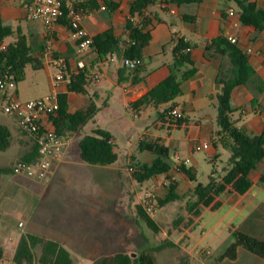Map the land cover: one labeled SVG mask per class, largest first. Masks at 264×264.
<instances>
[{
  "label": "crops",
  "instance_id": "0c3cea01",
  "mask_svg": "<svg viewBox=\"0 0 264 264\" xmlns=\"http://www.w3.org/2000/svg\"><path fill=\"white\" fill-rule=\"evenodd\" d=\"M77 1L83 4L93 2V0ZM106 1L109 4H116V8L110 10L103 0H95V8L84 15L81 20V28L91 38L106 30H112L116 36H125L124 25L128 18L130 3L133 0ZM249 1L254 3L257 8L264 9V0ZM165 2L155 0L143 12L149 21L147 29L150 31L151 38L141 55L140 64L145 73L140 81L134 83L131 81L128 70L124 69L121 52L113 53L114 55L98 60L96 53L90 49L81 57H77L74 52L75 41L64 20L58 21L53 26L52 31L47 33L40 21L30 20L26 17L29 0H0L2 25L10 28V36L14 38L13 42L16 41L18 35L26 38L27 44L32 49L33 57L39 62V68L35 70H45L49 89L51 77L61 66L71 71L76 68L77 62L81 60L84 63V68L89 71L91 81L85 86V93L69 91L63 85L58 87L59 94L66 97L67 112L72 114L81 109H86L92 103L97 108L93 118L80 127L77 132L64 133L62 137L66 146L62 161L54 173L44 179L11 173V168L17 161L30 158L35 153V146L23 133L20 132L19 136L13 135L0 120V126L5 127L10 133V146L4 151H0V247L9 256L13 254L20 237L25 234L59 243L69 251L71 258L72 249L101 250L107 246L110 248L111 244L115 243V231L112 235L111 231H108L107 235L106 231L100 228L101 226L97 232L93 233L57 230L46 221L47 211H41L38 216L35 213L26 216L22 211H8L12 202H15L19 208L26 209L29 201L37 196L39 199L37 205L41 204L43 207L47 203L46 199L50 195H52V199H55L54 195L60 193L64 182L71 178H81L89 182L94 179L107 178L116 183L121 175V168L113 167L114 163L99 166L86 164L80 160L78 143L81 138L77 143V149L69 153L72 136L78 135L86 124L94 121L99 112L97 101L100 95L99 90L94 88L95 81L107 78L116 86V90L120 92L119 104L126 111L132 112L134 119H140L141 114H145L148 109L155 113L154 116L149 117L150 125H148L154 128V134H148V130H145L140 134L139 141L143 139L153 140L161 133L162 138L157 141L169 149V154L171 148L174 154L178 155L180 152L192 154L191 141L209 142V148L213 149L214 157L216 154L218 155V147L214 146L218 131L215 122V96L219 93V86L216 84V78L220 74L229 76L231 65L225 56L217 55L208 59L210 53L208 55L206 47L211 40L217 37L234 36L237 39L235 46L238 49L242 52L246 49L252 50L247 58L253 69V74L245 85L237 86L231 93L230 102L235 110L232 119L236 127L251 135L264 132V29L256 30L251 26L242 24L238 19L237 6L235 2L230 0H202L199 4L184 3L179 5L166 4ZM232 3L234 4L232 5ZM229 9L234 11L233 17L228 16ZM180 38L191 46L189 53L196 72L190 79L181 83V93L172 102L179 107L183 114V122L177 125L167 119L163 120L161 116L164 108L169 107L171 103L158 107L143 104L137 108H131L130 105L140 100L168 76V65L172 60V48L176 40ZM3 40L5 42V38ZM257 50L261 51V55L255 54ZM168 58L170 59L168 60ZM114 63L115 69L111 65ZM0 100L2 99L0 98ZM212 105L213 109L215 108V113L210 110ZM104 107L106 110L109 109V106L105 105ZM8 118L12 120L10 117ZM191 126L196 127V133L189 134L188 129ZM111 143L116 153L113 138H111ZM189 168L193 171L192 167ZM170 174L178 182L180 194L192 188V183L176 168L173 167L168 175ZM262 175H264V157L256 168L249 173L252 184L246 192L238 194L227 189L218 197L220 206L216 210L203 208L198 216L189 214L192 219L193 230L194 228L197 229L200 235V239L195 241L191 248L182 249L189 258L199 260L196 253L201 251L205 262L209 264H230L231 262L233 264H264V259L247 252L241 246L236 249L234 259L221 257L229 246L234 231L254 238H264V182H260ZM151 181H157V179L154 178ZM48 189L51 191L50 194L47 192ZM18 195L21 198L17 199ZM95 196V193L79 190L74 194L72 200L76 209L93 212L100 222V215L103 212L102 202L99 195ZM23 197L25 200L27 199L26 205L23 204ZM204 211L220 212L219 221L229 228L230 240L217 254L208 250L210 244H208V248L198 250L203 238L211 233V229H207L205 223L202 222ZM10 216L17 220L16 225L11 222ZM19 223L22 225L19 226ZM113 226L115 227V222ZM201 231L204 232L203 235L200 234ZM183 236H185L186 245L190 244V239L195 238L192 232H188V228H186L179 236L174 232L169 242L175 247Z\"/></svg>",
  "mask_w": 264,
  "mask_h": 264
},
{
  "label": "trees",
  "instance_id": "16d2710c",
  "mask_svg": "<svg viewBox=\"0 0 264 264\" xmlns=\"http://www.w3.org/2000/svg\"><path fill=\"white\" fill-rule=\"evenodd\" d=\"M166 4H199L202 0H163ZM235 2L238 9L239 21L256 30L264 29V9H259L249 0H230ZM95 0L91 4L78 2L86 13L93 10ZM110 10L116 8V4H109L103 0ZM155 0H133L130 3L128 18L125 21V36H116L112 30H106L92 38L91 49L96 53L97 59L101 60L111 56L113 53L121 52L123 60H140L142 50L150 41V31L147 29L149 21L143 15L144 10L152 5ZM11 35L9 27L3 26L0 21V39ZM191 46L183 39H177L172 48V60L168 65L169 74L158 85L152 88L140 100L132 103L131 108L148 104L158 107L163 104L171 103L164 108L161 113L162 119H167L173 124H180L183 119L170 117L169 111L175 106L173 100L181 93V83L194 76L196 70L191 59L189 49ZM208 59L214 56H225L231 65L229 76L218 75L216 84L219 86V93L215 96L216 118L218 128L214 146L221 147L229 151L228 158L222 171L213 169L208 176L206 184H194L185 193L178 192V182L169 177L168 173L173 168L174 161L170 158L169 149L158 141L143 139L139 141V149L154 156L150 163H137L132 169L134 180L142 184L154 178L164 177L166 182L162 183L161 191L156 198L158 208L176 201H184L186 211L192 216H198L201 209L209 208L214 211L220 206L218 197L225 190L229 189L238 194L246 192L252 182L249 173L256 168L264 157V132L251 135L245 130L235 126L232 119L234 109L231 106V93L237 86L245 85L253 74V69L248 62L247 55L231 44L224 37H217L206 47ZM31 65L34 69L39 68V62L33 57L32 49L27 44L26 38L18 35L15 42L7 46L6 51L0 54V77H11L15 85L22 82L25 77V68ZM124 66V65H123ZM128 74L132 82L140 81L145 70L141 64L129 69ZM122 80L121 77H119ZM91 81V76L86 68L80 69L74 75L69 91L85 93V86ZM0 98H3L0 93ZM97 108L92 103L86 109H81L72 114L67 112L66 97L59 95V109L53 124L56 133L61 137L65 132H77L86 122L91 120L96 114ZM111 134L102 129H95L91 134L84 135L78 143V154L82 162L90 165L107 166L117 161V154L113 150ZM32 142V141H31ZM35 153L23 161L32 162L38 157V147L34 142ZM10 146V133L0 126V151L6 150ZM216 154L213 158L216 159ZM177 171L183 174L189 182L194 181V173L189 167L179 165ZM260 182H264V175ZM136 213L146 226L154 233L159 232L158 225L148 217L139 205H136ZM181 218L174 222L177 226ZM231 242L224 251L222 258H235L236 249L242 247L247 252L264 259V238H254L238 231H234ZM164 246L173 247L174 245L166 241L159 248ZM39 248V254L36 249ZM137 258L117 252L113 255L103 257L98 264H139ZM0 264H74L67 249L59 243L42 239L37 236L22 235L11 256L6 254L0 247Z\"/></svg>",
  "mask_w": 264,
  "mask_h": 264
},
{
  "label": "rangeland",
  "instance_id": "374dc122",
  "mask_svg": "<svg viewBox=\"0 0 264 264\" xmlns=\"http://www.w3.org/2000/svg\"><path fill=\"white\" fill-rule=\"evenodd\" d=\"M13 40L12 36L5 37L6 44L13 42ZM114 58L116 59V56ZM111 65L115 69V63ZM47 80L48 77L45 70H35L31 65H27L25 79L4 93L7 98H17L21 102L38 99L41 98V95L43 96L50 92ZM94 88L99 90L100 98L97 101L99 112L94 121L86 124L78 135L72 136L69 153L77 149V143L80 138L86 134H91L93 130L102 129L109 132L114 140L118 157L113 167L121 168V175L116 183L112 179L107 178L94 179L91 182L81 178H71L64 182L62 191L54 195L55 199L51 198L52 195L46 199L47 203L43 207L41 204L37 205L39 200L37 196L29 201L26 209L19 208L15 202H12L11 206L8 207V211H22L26 216L31 213H35L38 216L41 211H47L46 221L57 230L93 233L97 232L101 226L100 228L106 231L107 235L108 231H111V235L115 231V243L111 244L110 248L107 246L101 250L72 249L74 264H98L103 256H109L117 252H123L132 258H137L142 264H209L205 262L201 251L196 253L199 258V260H196L189 258L185 251L182 250L191 248L193 243L200 239L198 230L195 228L193 230L192 228V219L186 211L184 201L172 202L158 208L152 218L159 227L158 233H154L149 229L136 213L135 207L138 205L139 195L146 191L158 195L161 191L162 183L166 182L164 176L156 178L157 181L139 184L134 180L129 169L130 166L135 167L137 163H150L154 158L153 155L139 149V137L145 130H148V134H154V128L148 125H150L149 117L154 116L155 113L148 109L145 114H141L140 119H134L133 113L126 111L119 104L120 92L116 90V86L107 78L95 81ZM2 104L3 101L0 100V108ZM105 105L109 106V109L106 110ZM210 110L215 113L213 105L210 106ZM0 120L13 135H20L21 131L17 128L15 122L10 120L1 110ZM217 153L218 157L216 159L213 158V149L211 147L206 150L195 151L192 154L179 153L181 157H188L190 160L189 167H192L194 171L192 185L197 183L206 184L208 176L213 169L219 172L222 171L230 157V153L221 147L217 148ZM173 155L174 151L170 148L171 159H173ZM172 176V174L169 175L171 178ZM79 190L95 193L96 196L99 195L103 209L100 215V222H98L99 219L93 212L76 209L72 199ZM47 192L50 194V189ZM16 198H21V196L18 195ZM26 201L27 199L25 200L23 197L24 205H26ZM203 213L202 222L205 223L207 229H211V233L203 238L198 250L208 248V244H210L208 250L213 254H217L222 251L230 240L229 228L219 221L220 212L204 211ZM10 218L11 222L16 225L17 220L13 216H10ZM180 218L181 221L175 226L174 222ZM114 222L115 227L113 226ZM186 228L195 237L190 239L189 245H186V239L183 236L177 242V246L159 248L164 242L170 241L169 239L172 238L171 236L174 232L179 236ZM36 253L39 254V248L36 249ZM230 264H233V262Z\"/></svg>",
  "mask_w": 264,
  "mask_h": 264
},
{
  "label": "built area",
  "instance_id": "2783aa9c",
  "mask_svg": "<svg viewBox=\"0 0 264 264\" xmlns=\"http://www.w3.org/2000/svg\"><path fill=\"white\" fill-rule=\"evenodd\" d=\"M86 14V11L78 5L77 0H29L26 8V17L30 20L40 21L47 33L52 31L58 21L64 20L75 41L74 52L77 57H81L89 51L92 45V38L81 28V20ZM227 14L229 17H233L234 11L229 9ZM224 38L231 44L237 43L234 36H224ZM7 46L4 40L0 39V54L6 51ZM244 53L248 55L252 53V50L246 49ZM255 54L261 55V51L257 50ZM122 63L132 69L140 64V60H123ZM82 68H84V63L81 60L71 71L61 66L51 77L50 92L46 96L22 102L17 98H7L4 92L13 88L15 83L11 77H0V90L3 95L1 112L10 117L19 130L38 147V157L34 161H17L13 165L11 168L13 175L44 179L51 176L61 163L66 144L63 137L56 133L53 124V119L56 118L59 109L58 87L63 85L68 88L74 75ZM169 115L174 119L183 118V114L177 106L170 109ZM188 132L189 134L196 133V127L191 126ZM161 138L162 134L159 133L153 138V141ZM208 148L207 142L191 141V153ZM173 161V167L176 169L179 165L189 167L190 163L188 157L183 158L178 154L173 155ZM129 169L132 172V169ZM138 205L148 217L153 218L158 210L156 194L150 191L143 192L138 197ZM21 225L19 223V226ZM200 234L203 235L204 232L201 231Z\"/></svg>",
  "mask_w": 264,
  "mask_h": 264
},
{
  "label": "water",
  "instance_id": "95a60500",
  "mask_svg": "<svg viewBox=\"0 0 264 264\" xmlns=\"http://www.w3.org/2000/svg\"><path fill=\"white\" fill-rule=\"evenodd\" d=\"M140 264H142V263H140Z\"/></svg>",
  "mask_w": 264,
  "mask_h": 264
}]
</instances>
